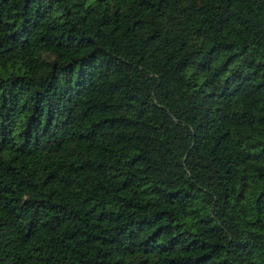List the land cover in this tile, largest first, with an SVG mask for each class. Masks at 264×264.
Wrapping results in <instances>:
<instances>
[{"label": "trees", "instance_id": "1", "mask_svg": "<svg viewBox=\"0 0 264 264\" xmlns=\"http://www.w3.org/2000/svg\"><path fill=\"white\" fill-rule=\"evenodd\" d=\"M0 264H264V0H0Z\"/></svg>", "mask_w": 264, "mask_h": 264}]
</instances>
